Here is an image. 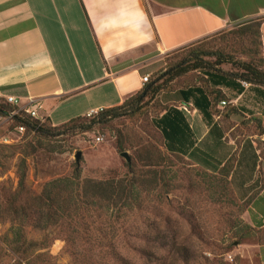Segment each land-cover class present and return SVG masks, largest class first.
I'll list each match as a JSON object with an SVG mask.
<instances>
[{
    "label": "rangeland",
    "instance_id": "obj_1",
    "mask_svg": "<svg viewBox=\"0 0 264 264\" xmlns=\"http://www.w3.org/2000/svg\"><path fill=\"white\" fill-rule=\"evenodd\" d=\"M257 23L246 25L257 28ZM240 27L162 53L160 60L147 67L151 77L197 48L215 54L205 57L211 63L218 55L233 62L258 61L261 55L256 53L255 40L254 44L249 36L230 33L241 31ZM218 69L233 75L245 73L229 63ZM160 111L159 104L150 102L140 113L95 125L92 130L61 128L51 136L21 133L15 129L16 123H1L2 263L262 264L256 245L264 242V231L254 228L247 219L250 198L238 199L230 180L223 181L222 173L207 172L167 152L153 122ZM97 114L87 115V119ZM253 119L243 120L232 136L260 133L261 124ZM260 146L264 149L263 144ZM79 151L82 157L77 161ZM123 152L128 153L130 162L121 155ZM157 162L160 165H147ZM231 165L235 162L228 167ZM152 169L159 173L157 186L149 185L152 175L147 171ZM133 177L139 179V194L129 206L122 207V212L111 204L109 210L108 206L94 207L89 212L79 210L80 216L76 215L72 199L87 180L127 183ZM64 179L75 181L78 187L63 190ZM57 180L61 181L59 186ZM52 187L55 199L61 197L59 202L48 198L47 190ZM66 198L71 211L59 207ZM110 242L115 243L113 249Z\"/></svg>",
    "mask_w": 264,
    "mask_h": 264
},
{
    "label": "crops",
    "instance_id": "obj_2",
    "mask_svg": "<svg viewBox=\"0 0 264 264\" xmlns=\"http://www.w3.org/2000/svg\"><path fill=\"white\" fill-rule=\"evenodd\" d=\"M252 22L261 23L264 57V0H0V97L22 107L39 100L40 116L59 126L139 93L162 53ZM220 70L211 81L200 71L177 78L157 96L154 122L169 149L207 172L235 157V195L250 198L247 219L264 231V85ZM216 96L227 102L208 120L201 109ZM251 117L261 132L234 138ZM256 246L264 264V242Z\"/></svg>",
    "mask_w": 264,
    "mask_h": 264
},
{
    "label": "trees",
    "instance_id": "obj_3",
    "mask_svg": "<svg viewBox=\"0 0 264 264\" xmlns=\"http://www.w3.org/2000/svg\"><path fill=\"white\" fill-rule=\"evenodd\" d=\"M260 24L261 23L258 22L257 23L258 27L256 26L257 28H255L254 27L255 25L250 26V25H246L245 23L241 25L240 27L242 28L241 31H237V33L230 31V33L237 34L238 37L249 36L250 38L249 41L251 43H254L255 40V43L258 46L256 53L261 55V59H258V61L233 62V60H231L229 57H224V55H218L216 61L211 63L208 62L205 59V57L214 56L215 54L213 52L207 51L202 48L193 49L192 51H190L189 54H187V56L181 58L179 61L171 65L166 71L157 75V77H150L149 81L145 83V86L139 93L127 99L123 104L119 106L103 109L99 111L98 114L92 119H87V116H79L59 126L48 125L50 123L48 119H46L44 122H41L40 120L27 118L23 120V122L27 125L28 132H35L41 136L56 135L55 132L60 131L61 128L73 129V131L76 130L89 131L92 130L95 125L109 123L111 120L125 116L129 113L130 114L140 113L144 109L145 105L150 102H156L161 106V104L157 100V96L163 91L173 89L177 85V82L175 81L177 78H181L191 71H200L208 74L209 79L211 81L212 80L211 76L221 75V70L218 69V66H222L228 63L237 65L244 70L245 73H242L240 75L231 74L233 77L235 76L236 79L238 78L239 80H244L254 85H264V57L262 56ZM148 86H150V88L147 90ZM225 98H226L225 96H220V97L216 96L212 99V101L214 102H212L207 97L205 98L207 100L206 101L207 108L209 109L202 108L201 110L203 111L204 116L208 120L211 119V114H213L215 111L213 109V106H216L218 103L225 101L226 100ZM226 108L228 109V114L235 113L236 110L235 107L227 106ZM11 109H12L11 105L6 103V100L0 97V112L5 113ZM161 110H162V106H161ZM18 123L19 121H16V124ZM159 132L162 136V139H164L163 133L161 131ZM163 146L165 147V150L170 154L185 158L181 153L169 149V147L166 144H164V142H163ZM119 148L121 149V146ZM233 161L235 162V157H231L229 161L225 164V166H223L222 169L218 172L223 174V181L225 183H227L230 180V175L234 168V165L228 167V164ZM157 164L160 165V162L147 164V165L148 167H153V166H158ZM147 174L152 175V179L150 180L149 185L151 186V184H154L157 186L159 182L158 171L152 169L147 171ZM61 181H64L65 183V185L63 186L61 185L63 190L64 187L65 189L72 188V190L75 185L76 187H78V184L70 179H64ZM61 181L57 180L56 185L59 186ZM138 183H139V179H136L135 177H133L132 180H130L127 183L126 182L124 183V180L119 181L118 183L110 182V181L87 180L84 183L83 190L79 191V189L77 188L75 198L72 199L74 204L73 207L74 211L76 212L77 216H80V213H78L79 210L84 209L89 212V210L94 209V207L101 209L105 206L106 207L108 206L107 209L109 210V206L112 204L120 213L122 212L124 205L125 206L130 205L129 204L130 200L133 201V199L135 200L137 199L139 194L138 193L139 191L137 190ZM50 185L51 182L49 183V186ZM53 190H54L53 187L47 190L48 198L51 197L54 201L57 200L59 202L61 200V197L55 199L54 194H52ZM59 192L62 193L61 191ZM60 193H58L59 195L58 194L56 195L62 196ZM103 202H107L106 205H102ZM120 202H122L121 205H119ZM63 203L64 204L62 206L59 205L60 209L71 211V209H69L70 205L68 204L67 198L63 200ZM68 216L70 215L68 214ZM17 236L18 238H21V235L19 233H17ZM16 241H18V239ZM68 242L73 243V241L71 240H68L67 243ZM113 246H115V243L110 242V247H112V249ZM0 264H3L1 258H0ZM17 264H22V262L19 261Z\"/></svg>",
    "mask_w": 264,
    "mask_h": 264
},
{
    "label": "built area",
    "instance_id": "obj_4",
    "mask_svg": "<svg viewBox=\"0 0 264 264\" xmlns=\"http://www.w3.org/2000/svg\"><path fill=\"white\" fill-rule=\"evenodd\" d=\"M148 81L149 76L143 77L144 83ZM243 85L248 86L249 84L246 81H243ZM5 99L6 102L11 105L12 109L5 113L0 112V122L3 121L13 124L16 123V121H19V123L15 125V129L21 133H24L27 131V125L23 122V120L32 118L40 120L41 122L45 121V119L40 116L42 106L39 100L29 97L26 106L22 107L19 105L20 100L14 96H8ZM222 104L226 105V101H223ZM101 110L103 109H100L99 111ZM99 111L91 112L90 114H88V116H91L95 113L97 114ZM98 140H101V137H99Z\"/></svg>",
    "mask_w": 264,
    "mask_h": 264
},
{
    "label": "water",
    "instance_id": "obj_5",
    "mask_svg": "<svg viewBox=\"0 0 264 264\" xmlns=\"http://www.w3.org/2000/svg\"><path fill=\"white\" fill-rule=\"evenodd\" d=\"M149 88H150V86L147 87V90H148ZM121 155H122V156H123L128 162L131 161V158L129 157V155H128L127 152H123V153H121ZM81 157H82V152L79 151V152L77 153V155H76V159H77V161H79V160L81 159Z\"/></svg>",
    "mask_w": 264,
    "mask_h": 264
}]
</instances>
